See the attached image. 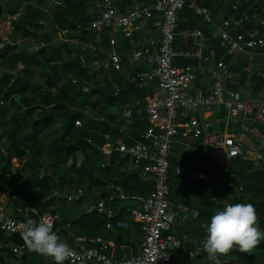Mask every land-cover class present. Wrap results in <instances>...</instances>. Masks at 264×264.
<instances>
[{
    "label": "built area",
    "instance_id": "built-area-1",
    "mask_svg": "<svg viewBox=\"0 0 264 264\" xmlns=\"http://www.w3.org/2000/svg\"><path fill=\"white\" fill-rule=\"evenodd\" d=\"M262 1L234 0L231 5L233 17L217 23L210 7L198 0L137 1L124 11L117 8V0H100L88 31L99 36L103 30H119L127 41L128 55L124 62L115 37H109L106 46L83 42L80 31L75 36L53 41V45L59 43L78 51L92 52L94 56L105 54L112 71L107 77L109 92L114 96L120 95L123 89L115 77L135 91H144L152 84L164 91L162 96L154 97L145 105L143 114L141 110L137 111L141 127L138 136L131 138V144H93L98 154L105 156L117 152L125 157L127 164L139 171L140 180L151 187L148 195H128L119 185L110 187V199L123 204L122 208L142 227L143 238L136 253L117 258L111 252L110 243L98 235L87 241L80 240L76 247H69L73 255L65 260L68 264H171L180 253L186 254L185 264L188 261L192 264L198 255L206 253L203 248L205 239H192L186 233L173 234L174 227L196 219L199 213L182 200H172V196L178 193L180 184L186 183H201L203 190H212L214 202L226 190H242V184L233 172L212 177L206 168L230 167L233 160L241 155L242 141L250 133L255 134L259 146L264 145V134L256 126L244 124V121H249L264 126V100L255 105L242 99L240 93L229 86V68L217 58L215 50L208 48L201 25L215 28L226 57L264 50V19L260 14ZM184 9L191 12L201 27L180 26L179 17ZM156 14L159 15L157 36L136 39L134 35L143 30L145 22L151 21ZM178 40L191 42L192 46L177 48ZM136 64L144 68L128 74ZM198 75H207L211 79L208 92L193 88ZM257 76L264 80V72H258ZM213 108H223L227 113L226 120L240 118L242 126L236 136L208 134L205 127L196 123L193 116L196 111ZM120 114L126 129L131 127L134 109L123 108ZM75 126H81L79 120L75 121ZM122 130L125 131V127ZM177 147L183 152L182 156H178ZM194 151L201 154L203 168L196 162L191 167L181 163ZM174 153H177L180 163L172 165ZM256 159L263 160L264 156L256 153ZM82 195L80 189L66 194L55 190L41 201L42 210L33 205L13 208L0 204V231L6 237L3 247L15 257L14 264H19L24 254L33 252L24 242L17 244L11 239L12 236H20L21 225L28 219L37 223L44 219L54 228V211L59 201L65 198L67 202H77ZM104 206L105 202L101 200L97 210L102 212ZM91 210L92 207L86 212ZM6 212L11 213L7 215ZM109 227L108 223L106 228Z\"/></svg>",
    "mask_w": 264,
    "mask_h": 264
},
{
    "label": "trees",
    "instance_id": "trees-1",
    "mask_svg": "<svg viewBox=\"0 0 264 264\" xmlns=\"http://www.w3.org/2000/svg\"><path fill=\"white\" fill-rule=\"evenodd\" d=\"M12 1L20 2L23 9L21 21L13 24L18 29L20 38L25 41L17 43L18 35H11L7 40L0 37V204L4 203L13 208L28 204L42 210L41 201L55 190L64 191L67 184H72L74 190L80 189L82 198L92 197L93 187L100 188L98 195L91 198L94 207L89 213L81 205L82 198L72 205L76 207L73 210L65 208L69 202L64 198L54 211L55 214L61 215V220L56 219L53 231L69 247H73V242H69L67 237L72 235L87 241L98 236L109 222L115 224L116 217L123 215L119 212L116 217L109 219L106 212L97 210V204L101 200L107 204L112 203L111 185L121 186L128 195H148L151 191V187L140 180L139 171L128 166L125 157L117 152L100 156L101 154L98 155L93 148V144H131V138L138 136L141 126L135 116L133 125L126 129L121 116L107 111L125 105V99L132 98L131 92H125L128 87L129 91L135 90L130 86L125 87L118 96L109 92L107 77L112 71L110 69L104 72L108 62L105 54L95 56L100 59L101 65L99 71L90 77L88 59L92 57L89 54L59 43L52 44L53 41L75 36L78 31L81 32L80 39L89 42L88 29L96 15L95 6L99 0ZM46 1V9L40 8ZM10 4L7 14L8 17H13L19 13L20 7H11ZM187 12L190 11L184 9L180 18L188 16ZM2 13L3 8L0 6V17ZM260 14L264 19V1L260 3ZM194 18L187 17L189 23L180 26L197 27L200 23ZM30 19L35 23L32 30L41 31L40 39H32V42V32L25 25ZM41 43L43 46H40ZM96 43H105L104 38L100 37ZM214 43L219 44L217 40H213V47ZM213 49L219 58L221 45ZM114 80L120 81L116 77ZM85 81L91 82V85H87ZM54 87L58 89L55 95L50 92ZM83 88L87 91L82 92ZM226 115V111L222 109L218 118L225 120ZM77 120L81 123L79 127L75 126ZM124 127L125 131L122 130ZM5 145L7 147L4 148ZM76 152L83 155L82 164L78 167L75 164L67 167L66 159ZM44 154L50 158L51 164L43 174H39V169L44 167L41 160ZM14 159L25 160L21 170L24 176L17 171H11ZM189 161L191 159L187 158L181 163L189 167ZM247 162L252 169L236 164L235 159L227 172L221 174L227 176L230 172L235 173L243 182L242 190H226L215 202L212 201L214 192L210 189L203 191L201 183L180 184L178 193L172 196V200L188 202L185 198L193 191L200 195V199L193 202L194 204L186 202L199 213L197 219L187 224L188 230L183 231L190 238L206 239L207 231L202 225L209 224L211 217L217 211H222L226 205L236 203L252 204L258 215V227L264 231V165L254 167L252 161ZM171 163H180L177 153L171 157ZM197 163L203 168L204 165L199 159ZM27 164L29 168L26 170ZM207 172L212 177L218 176H213L215 170ZM98 173L101 175L98 176ZM14 178L21 180L20 185L11 186L10 191L6 193L3 187L15 181ZM29 188L34 191L31 197ZM218 204L219 209L215 211ZM68 223L70 229L66 230ZM11 239L15 243L23 242L21 236H12ZM5 242L6 237L0 231V264H14L15 257L9 249L3 247ZM186 261V254L180 253L171 264H185ZM19 264L55 262L52 258L33 251L31 254H24ZM64 264L68 263L65 261ZM187 264H190L189 261ZM192 264H217V261L209 259L208 254L203 253L198 255ZM218 264H264V238L250 252L242 253L238 248H234L229 254L219 256Z\"/></svg>",
    "mask_w": 264,
    "mask_h": 264
},
{
    "label": "crops",
    "instance_id": "crops-1",
    "mask_svg": "<svg viewBox=\"0 0 264 264\" xmlns=\"http://www.w3.org/2000/svg\"><path fill=\"white\" fill-rule=\"evenodd\" d=\"M137 1L138 0H117V8L124 11L126 9L131 8ZM198 1L200 4H204V5H207L208 7H210L211 12H212V16H213L214 20H216L217 23L220 20L224 19V17L225 18L233 17V13L231 11V5L234 1H232V2H230V0H198ZM151 2H153V1H151ZM151 2L147 1L145 3H151ZM185 17L187 18L188 16H185ZM185 17L184 16H182L181 18L179 17L180 25L186 24L188 22V19H186ZM192 17L193 16L191 14V18ZM194 19H196V18H194ZM181 22H182V24H181ZM158 23H159V15L156 14V15H154V18L151 21L145 22L143 30L136 33L134 35L135 38L140 40V39L145 38V37H152V38L156 37L158 34ZM185 26L193 27V26H189V25H185ZM201 26L203 29V33H204V28L210 29L209 30L210 35L208 33H206V35L204 34L205 35V41H206L208 48L214 50L213 49L214 47H218V46L220 47V43L216 37L215 28L210 27V26L209 27H206L203 25H201ZM201 26L198 25L197 27H201ZM18 37L19 38L17 41H25L24 39H21L19 35H18ZM92 37H93V39H92ZM100 37L104 38L105 43L99 44V45H103V46L107 45V43H108L107 41H108L109 37H115V39L117 40V47H118L119 54L122 58V61L124 62L126 60L127 55H128L127 41H126V39L123 38V36L119 30H103L101 32V34H99V36H95L94 34L89 32V36L87 37V39L90 40L89 42H93L94 44H97L96 41H98V39ZM208 40H210V41H208ZM213 40H217L219 44L214 43V47H213ZM28 41H30V40H28ZM190 46H192L191 42L184 43V41H181V40H178L176 42L177 48H187ZM218 52L220 53L219 59L223 60L229 68V79L228 80L231 82L229 84V86L234 90L236 89L240 93V96L242 99L250 100L255 105H257L260 101L264 100V80L257 76L258 72H264V50L252 51L249 55L239 54L235 57H226L222 49H220ZM85 53L89 54L92 57V58L88 59L89 60L88 76L91 77L92 75H94L95 73H97L99 71V67H100L99 65H101V64H99L100 59H96L92 52H85ZM106 66L107 67L104 69V72L105 71L107 72L110 70L109 61L107 62ZM143 68L144 67H142L140 64H136L132 71H128V74L135 72V71H139ZM85 83L89 86L91 85V82L88 83L85 81ZM117 83L120 86H122L123 89H125V87H128L122 80L117 81ZM210 86H211V79L207 75H204V76L198 75L196 77V82L193 84V88H199L203 92H208L210 90ZM128 88H127V91H125V92H131L132 98H126L125 99V105H122V106L116 107V108L113 107L107 111L121 116L120 113H121V110L123 108H131V109H134V116H135V118L138 119V114H137L138 110H141L142 114H143V109L149 101H151L154 97L163 95L162 90L158 89L156 84H152L148 89H146L144 91H140V92H137V91L132 92V91H129ZM81 91L86 92L87 89L83 88ZM50 92L53 95H55L58 92L57 87L52 88L50 90ZM138 108H140V109H138ZM222 109L223 108L202 109V110L196 111L193 116L195 117L196 123L200 124L202 127H205V125L210 124V123L225 121L226 122V128H225L224 134L236 136L237 133L240 131L241 126H242V124L240 122V118L234 119L231 117L230 119H227V120L226 119L221 120L218 118V115H219V113H221ZM229 125H232L231 131H227V128ZM135 137H137V135ZM256 153H260L264 156V145L259 146V142L257 141L255 134L250 133L247 135V139L242 141V152H241V155L236 158V160H237L236 164H240L241 166L246 165L249 168V170L251 167L249 166L248 162L246 163V161H252L253 162L252 165L254 167H257L259 165H261V166L264 165V159L263 160L256 159ZM178 154H179V156L180 155L182 156L183 152L181 153L179 151ZM43 156H46L45 159L46 158L50 159V158H48L47 154H44ZM100 156H104V155H100ZM200 158H202V157H201V154L199 153V151H194L193 155L188 157V159H191V161H189L190 162L189 167H191L194 162L197 163L198 159H200ZM41 160H42V158H41ZM93 160H95V158L92 159L90 162L91 163L94 162ZM14 161H16V163H17V161L25 162L24 159L23 160L14 159ZM65 162H66L67 167L71 164H75L78 167L83 162V155L80 152H76L72 156L68 157ZM12 164H13V162H12ZM16 165L17 164H15V166ZM23 166L24 165L21 166V168L17 171V173L24 176V174L21 172ZM129 167L132 168L131 166H129ZM45 170H47V165H44V167L39 169V174H43L45 172ZM206 170L208 171L209 169L206 168ZM226 172H227V169H218V170H215V172L213 173V176H215V175L221 176V174H224ZM97 175L100 176L101 174L98 173ZM14 180L15 181L9 182L5 185L6 193H8L10 191L11 186H13L15 184L20 185L21 180H19L18 178H14ZM239 180L243 186V182H242L241 178H239ZM91 190H92L91 191L92 197L87 196V197H83L82 200L80 199L81 205L85 208V210H87L90 207H92V208L94 207L93 206L94 204L91 202V198H94L96 195H98V193H99L98 190H100V188L93 187ZM73 191H76L73 189V185L67 184V185H65L64 191H62L61 193L66 194V193H70ZM203 191H205V189ZM203 191H202V193H203ZM29 195L31 197L32 193L29 192ZM203 195H204V193H203ZM28 199L29 198L27 197L26 200H28ZM185 199L188 200V202L186 201L187 203H189V201H190V202H192V204H194L195 202H197L198 199H200V195H199V193L195 194L194 192H192ZM186 202H184V203L188 207L192 208L190 206V204H187ZM74 203L75 202H69V204H67L65 208L68 210H70V209L73 210L74 208H76V207L72 206ZM26 205H28V204H26ZM122 206H123V204H121L117 201H114V200L112 201V203H108V204L105 203V206H104V209L102 212H106L107 218L110 219L112 217H116L117 213H119V212H122L123 215L116 217L117 219H116L115 224H112L109 222L110 227L109 228H106V227L102 228V230L98 234V235H101L104 240H106L107 242L110 243L111 252L117 258H123V257H128L131 255H134L137 251V248H138L142 238H143L142 227L138 223L133 221L131 214L129 212H127L126 210H124L122 208ZM57 207H58V205L56 206V208ZM80 209L83 210V208H80ZM10 213L11 212H6L7 215ZM126 214H128V215H126ZM56 219L61 220V215L56 214ZM190 221H193V220H189L185 225H183L181 227H174L173 230H176V232H177L175 234L185 233L183 231H184V229L188 230L186 226ZM65 229L66 230L70 229L69 223L65 226ZM67 239L69 242H71V241L73 242V245H74L73 247H76V245L79 243V241L84 239V238L75 237V236L71 235V236L67 237ZM21 243H23V242H21ZM17 244H20V243H17ZM88 264H95V263H88Z\"/></svg>",
    "mask_w": 264,
    "mask_h": 264
},
{
    "label": "clouds",
    "instance_id": "clouds-1",
    "mask_svg": "<svg viewBox=\"0 0 264 264\" xmlns=\"http://www.w3.org/2000/svg\"><path fill=\"white\" fill-rule=\"evenodd\" d=\"M202 227L207 231L203 248L208 258L217 261V264L219 256L229 254L234 248L242 253L250 252L264 238L252 204H228ZM20 236L30 251L52 258L55 264H64L73 255L69 246L53 231V224L44 219L39 223L28 219L21 225Z\"/></svg>",
    "mask_w": 264,
    "mask_h": 264
},
{
    "label": "rangeland",
    "instance_id": "rangeland-1",
    "mask_svg": "<svg viewBox=\"0 0 264 264\" xmlns=\"http://www.w3.org/2000/svg\"><path fill=\"white\" fill-rule=\"evenodd\" d=\"M232 1H234V0H230V2H232ZM8 4L12 5L11 7H18V8L20 7V2H18V1H15V2L12 1L11 2V0H0V6L3 8V13H2V16L0 17V37H2L5 40H7L11 35L16 36L18 34V29L14 26L13 23H15L17 21L20 22L21 21V16L20 15L23 13V9L20 7L19 8V13L17 15H15L13 17H8V14H7L8 10H9ZM46 6H47V1H46V3L41 5L40 8H45L46 9ZM187 15H188V18H191V13L190 12H187ZM181 24H182V22H181ZM25 25L32 32L31 42H32V39L33 40H39L40 39V35H41V33H40L41 31L32 30L34 28V26H35V23L33 22V20L30 19L29 21H26ZM209 30H210L209 28L208 29L204 28V34L205 35H206V33L209 34L210 33ZM17 40H18V38H17ZM21 42L22 41H18L17 43H21ZM29 43H30V41H29ZM31 50H32V47L29 48V51H31ZM231 128H232V125H229L228 128H227V131H231ZM1 132H2V130H1ZM5 147H7V145H5L4 148ZM177 149L179 150L180 148L177 147ZM179 154H178V156H179ZM45 157L46 156H42L41 158H42L43 162L45 163L44 165H47V167H48V166H50V164H51L50 162L51 161H50V159H47V158L45 159ZM199 162H203V158H200ZM15 164H17V165L15 166ZM22 165H24V162L17 161V163H16V161L13 160L11 171H15V172L18 171L21 168ZM230 167L224 168V169H229ZM25 168L27 170L29 168V164H27L25 166ZM3 188L5 190V186ZM29 192L32 193V189L31 188H29ZM193 192L195 194L197 193V191H193ZM219 206H220L219 204L215 206V211H217L219 209ZM175 233H176V231L173 230V234H175Z\"/></svg>",
    "mask_w": 264,
    "mask_h": 264
},
{
    "label": "water",
    "instance_id": "water-1",
    "mask_svg": "<svg viewBox=\"0 0 264 264\" xmlns=\"http://www.w3.org/2000/svg\"><path fill=\"white\" fill-rule=\"evenodd\" d=\"M162 93L164 94L163 90H162ZM244 124L247 126L254 125L264 134V126L259 124V123H252L249 121H244ZM225 128H226V122L225 121H219V122L210 123V124L205 125V130L208 134L224 133Z\"/></svg>",
    "mask_w": 264,
    "mask_h": 264
}]
</instances>
